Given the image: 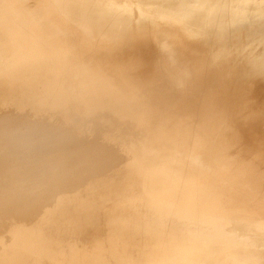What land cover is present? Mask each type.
Listing matches in <instances>:
<instances>
[{"label":"rangeland","instance_id":"rangeland-1","mask_svg":"<svg viewBox=\"0 0 264 264\" xmlns=\"http://www.w3.org/2000/svg\"><path fill=\"white\" fill-rule=\"evenodd\" d=\"M5 83L24 88L29 104L37 101L34 104L39 105L29 112L36 114L31 113V117L27 114L28 117L19 121L18 112L7 110L11 101L3 99L7 94L3 89ZM13 97L19 98L18 95ZM49 103H54L57 108L51 111ZM0 107L8 111L4 113L0 108L1 122L9 120L44 126L51 121L65 125L75 122L84 108L105 129L119 134L128 128L119 125L120 120L109 118L110 112L111 115L126 113L125 117L134 112L144 126L145 122L146 127L150 125L147 130L155 133L160 145L155 148L143 139L136 140L139 152L137 175L129 181H134L138 189L134 195L117 203L115 226L100 235L101 238L107 236L103 244L108 245L109 238L123 237L127 233L132 240L136 239L138 246L128 257L130 261L124 262L123 259H128L125 256H115L106 260L108 264H214L218 261L223 264L232 256L221 249H232L241 243L257 245L256 242L262 241L259 238L264 236V191L261 190L264 189V0H0ZM200 111L203 112L200 114ZM38 112L39 116L42 112L41 118L37 116ZM52 113L54 117L62 116L60 121L45 115ZM141 121L136 123L141 125ZM164 144L169 147L164 148ZM203 166L207 172L200 171ZM216 175L224 182L220 185L225 187L227 197L213 196L199 185L198 191L197 182L217 181ZM61 179H64L62 184L68 181ZM213 183L208 186L213 187ZM235 183L240 184L233 187L236 190L232 189ZM129 185L132 186V182L122 187L129 189ZM152 185L155 192L167 191L166 187H170L175 200L182 206L184 204L187 209L198 207L207 224L214 222L212 227L215 225L216 230L227 229L226 236L224 232L221 234L224 240L221 237L214 244L208 242L202 246L191 241L189 247L157 251L154 239L171 226L157 207L147 218L139 219L141 208L137 204L150 192ZM228 190L233 192L230 194ZM235 194H241V198ZM62 205L54 204L57 210L54 217L59 222L68 220L60 215L66 207ZM213 210H225V213L207 216ZM127 214L132 218L127 219ZM234 230L241 233L240 239ZM193 233L174 230L166 234L177 239L181 236L192 239ZM248 234L258 237L254 240ZM248 237L255 243L250 244L246 240ZM210 244L219 245L210 249ZM32 247L30 245L29 251ZM100 255L107 253L102 251ZM35 259L27 258L25 263L32 261L33 264L44 257Z\"/></svg>","mask_w":264,"mask_h":264},{"label":"bare ground","instance_id":"bare-ground-1","mask_svg":"<svg viewBox=\"0 0 264 264\" xmlns=\"http://www.w3.org/2000/svg\"><path fill=\"white\" fill-rule=\"evenodd\" d=\"M36 17L38 18L39 16H36ZM58 45L56 44V46ZM63 47L64 49L66 48L65 46ZM68 54L72 55L74 53H68ZM71 59H72V56H71ZM90 59H91V56H90ZM75 63L76 62H74V64ZM125 65H126V62H125ZM109 66H110L109 68H111V65ZM120 71L121 70H119V72ZM119 72L118 74L120 75ZM127 73L128 72H126V74ZM106 77L108 76L106 75ZM115 78L117 79V77ZM138 79H140V77ZM128 80H126L125 82H127ZM132 80H135V78ZM138 83H136L135 85H138ZM5 84H4L5 87L3 89L5 90V93L7 92V94L3 96V99H6V100L9 99L12 105V106L11 105L8 106V107H11L9 109L8 107H6L7 110L12 111L11 109H13V111L18 112L17 114L20 117L19 121H22L24 119V116L28 117L27 114H30V117H31L32 112L29 113L30 110L33 111L34 107L35 108H37L36 106L39 107L38 103L34 104L37 101L32 103L33 105L29 104L28 95L25 94L24 88H21L20 86L12 87L11 85H8V83H5ZM135 85H134L135 87L134 89H136ZM121 86H123V89H125L124 87L126 86V84L125 86L120 85V87ZM127 86L129 87V85ZM142 86H145V85H142ZM144 88L145 87H143V89ZM139 93L140 92H138V94ZM16 95L19 96L18 99H15L13 97ZM142 96H145V94ZM49 105H51L50 109L57 108V105H55L54 103H49ZM0 108L2 109V107ZM6 108H4L5 110L2 109L3 112L6 111ZM176 109L178 108L176 107ZM51 111H54V109H52ZM7 112L8 111H6V113ZM202 112L200 111V114ZM33 113L36 114V112H33ZM79 113L80 114H78V116L76 117V120L78 121L75 120V122L67 123L65 125L53 124L51 121H48L47 125L45 124L44 126L39 125V124L38 125H29L27 123L22 124L21 122L11 123L9 122V120L2 121L4 123L0 121V264H28V263H25L27 258H29L30 260H33V259L36 260L35 258H38L40 260L41 257H44V260L42 259L41 261H37L36 263L34 261L33 264L34 263L35 264H108L109 261L108 262L106 261L108 258H110V260L114 258L115 256H118V257L125 256L128 258L131 254L133 255L134 253L133 249H135V246H138V242L135 241L136 239L132 240L131 237L127 236V233L126 234L124 233L125 235H123V237L120 236V237L109 238L108 245L103 244V242L107 239V236L104 235L105 238L103 237L101 238L100 235L106 234L108 230H111V228L115 226L116 222H115L114 214H116V209L118 206L117 203L125 201L127 198H129V196L134 195L135 194L134 191L138 189V187L134 184V181H129L131 180V178L137 175L136 159L139 156V152H138L136 140L143 139V141L145 140L149 145L156 148V146L159 144L158 137H155L156 136L155 133H151L150 131L151 129L147 130V127H149L150 125L148 124V126L146 127V122H145L144 123L145 126H144L143 122L140 120L141 118L136 117V113L134 112L128 113L126 117L124 116L126 113L121 114L118 112H114L112 115H111L112 112L108 113L109 118L111 117V119L120 120L119 125H123L125 129L126 127L128 128L127 131L125 132L124 130L122 134L112 132L111 129H105V127L102 124H100L98 121H96L95 120L96 118L93 117L89 113V111L84 108H82V110ZM14 114L16 113L14 112L13 115ZM37 114H38L37 116L41 118L42 112L40 116H39V112ZM52 114H45V115H48L50 116L49 118H51L52 116L54 117L55 115V114L53 115ZM45 115L43 116L45 117ZM34 116L35 115H33L32 117ZM59 117L61 118L62 116L57 117L58 120L60 121ZM8 118H11V117L9 116ZM45 119H48V118H45ZM63 120L65 119L63 118ZM82 120L86 122H83ZM139 121L142 122L141 125L136 123ZM196 122L194 123V125L196 124ZM135 123L137 124L138 128L135 126ZM126 124L128 125L126 126ZM216 133H219V131ZM152 140H155V143H152L153 142ZM165 146L167 145L164 144V148ZM218 146H220L219 143H218ZM167 147H169V145ZM170 147H171V143H170ZM218 149L220 150L219 147ZM174 150L176 152V149ZM228 151H231V150H228ZM235 156L236 155H234V157ZM174 157L177 158L178 156H173V158ZM178 160L180 159L178 158ZM179 165H181V163H179ZM201 165L200 167H202ZM205 166H203L204 169L201 168L202 169L200 170L201 172H203V170L204 172H207V170H205ZM197 168H199V166ZM183 169H186V168L184 167ZM259 172H260V169H259ZM231 173H232V170H231ZM260 174H262V172H260ZM216 176H217L216 179L217 178L219 179L218 175ZM61 178H66L68 181H65L66 183L62 184L63 182L61 180H64V179H61ZM74 178L76 179L75 181L73 180ZM123 178L126 179L127 181H117L118 179H123ZM77 179H80V180H77ZM218 179L217 181H213L214 183L210 181L211 183H213V187L208 186L210 182L209 183H207L208 181L202 182V180L197 182V186L199 185L202 188L206 189L207 192L212 194L213 196H218L219 198H222L223 196L227 197L228 195H226L225 187L220 185L221 184L220 182H223V181L218 180ZM260 179H262V177ZM232 180H235V179H232ZM47 181H54L55 183L53 182L54 184H51V183L48 184ZM255 181H257L256 177H255ZM255 181H251V182L254 183ZM131 182H132V186L129 185V189L127 188L124 190L122 185L126 183H131ZM233 182H236V181H233ZM231 183L230 185H232ZM147 184L151 185L152 181H147ZM236 184H239V183H235L232 186V189L236 190V187L233 188ZM261 185H260V189H261ZM199 186L197 187L198 191H199ZM153 187L154 185L151 186L150 192H147V195L141 198L137 204H138V207L141 208V211L139 212V215H138L139 219L147 218V215L150 214V211L154 209L155 207H157L159 210H161V212L165 216V219H167V222H169L168 225L171 226L170 230L164 229L167 231L162 232L163 234L156 236V238L154 239L153 245H156V246L158 245L157 251L172 250L174 248L177 249L179 247H189L190 245L188 243H190L191 241H195L194 244H198L197 246L206 245V244H209L210 242L214 244L221 237H223V235L226 236L225 230L227 229L222 230L221 228L218 227L219 229L216 230L215 225L212 227L214 222H212V225H211L209 223L211 221H209L208 222L210 224L209 225L205 222V220H202L205 216H203L201 213L198 212L199 211L198 207L192 206L187 209L185 208L184 204H183L184 206L183 207L180 202H177L175 200L176 199L175 193L171 192L170 187H166L168 188L166 189L167 191L161 190L158 192L153 191L154 190ZM261 190L264 191V189H261ZM228 192L230 193L229 190ZM239 195L238 196L236 195V196L239 197ZM189 199H190V196L188 198V201ZM62 203H63L62 206H66V207L65 208L63 207L64 211H61V213L63 212V214L60 213V215L61 217H64V218L66 217L68 220L64 221V219H62L59 222L58 221L59 219L54 217L57 211L54 208V204H62ZM219 213L223 214L225 213V210L224 211L213 210L210 213H207V216L208 214L213 215V214H219ZM126 217L127 219L132 218L131 215L129 214H127ZM221 217H224V216L221 215ZM196 222L199 223L200 225L197 224L198 226H195V227L191 226L193 223L196 224ZM197 229H199V232ZM174 230L183 232V234L194 232L193 233L194 237L192 239L190 238L188 239V237L181 236L177 239V237L175 236H170V234H166V233H171ZM223 232L225 234H223ZM234 232L236 234L238 233L237 235L239 236V239H240L241 233H239V231L237 232L236 230H234ZM234 232H232V234L236 235L234 234ZM243 233L244 232H242V234ZM229 234L231 235V233ZM261 234L263 235V233ZM255 235L253 236L254 238L251 237L250 235L249 237L255 240V238L258 237V236L255 237ZM246 236H247V233H246ZM249 237L246 238L247 241L251 240L249 239ZM262 237L264 238V236ZM262 237L259 238V240L262 239V241L260 240V242H256L257 245H254L252 242L254 240H252L251 242L253 246H251L252 244L249 241L251 244L249 246L243 245V243H241L242 245L237 244L239 246H236L234 244L235 246L232 247L233 243H238V241L239 242L242 241V240L240 241L238 237H236L238 241L231 243L232 245L230 247H232V249H230L229 247L227 248L226 246L225 247L227 249L226 248L221 249L222 251L224 250V252L227 254L230 253L231 255L229 256H232V258L227 263H223L227 259L223 262L221 261V263L223 264H264V240ZM223 240H224V237H223ZM235 240L236 239H234L233 241ZM247 241H244V243L246 242L248 244ZM194 244H191V245H194ZM30 245L31 246L33 245L31 251H29ZM142 245L145 246L147 244H142ZM211 245L212 244H210L209 246ZM218 245L219 244L211 246L210 249L218 247ZM102 251L106 252L107 255H104V256L100 255ZM120 251L125 252V254L122 252L120 253ZM231 251L233 253H231ZM123 261L127 262V261H130V259L129 258L123 259ZM206 262L208 263V261H205V263ZM218 262L214 264H218Z\"/></svg>","mask_w":264,"mask_h":264}]
</instances>
